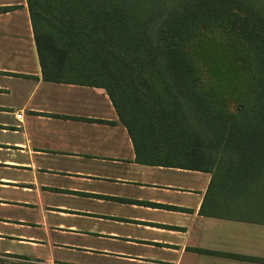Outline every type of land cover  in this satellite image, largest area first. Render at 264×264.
<instances>
[{"label": "crops", "instance_id": "0c3cea01", "mask_svg": "<svg viewBox=\"0 0 264 264\" xmlns=\"http://www.w3.org/2000/svg\"><path fill=\"white\" fill-rule=\"evenodd\" d=\"M209 181L136 162L106 91L44 81L26 0H0V264H264L241 226L264 224L200 214Z\"/></svg>", "mask_w": 264, "mask_h": 264}, {"label": "trees", "instance_id": "16d2710c", "mask_svg": "<svg viewBox=\"0 0 264 264\" xmlns=\"http://www.w3.org/2000/svg\"><path fill=\"white\" fill-rule=\"evenodd\" d=\"M44 81L102 88L136 162L210 174L264 224V0H26Z\"/></svg>", "mask_w": 264, "mask_h": 264}, {"label": "rangeland", "instance_id": "374dc122", "mask_svg": "<svg viewBox=\"0 0 264 264\" xmlns=\"http://www.w3.org/2000/svg\"><path fill=\"white\" fill-rule=\"evenodd\" d=\"M225 224L229 225V224H234L237 225L236 223H230V222H225ZM243 228L248 227L250 228V233H256L257 234H264V227H258V226H250V225H241ZM264 244V241L262 242Z\"/></svg>", "mask_w": 264, "mask_h": 264}, {"label": "built area", "instance_id": "2783aa9c", "mask_svg": "<svg viewBox=\"0 0 264 264\" xmlns=\"http://www.w3.org/2000/svg\"><path fill=\"white\" fill-rule=\"evenodd\" d=\"M16 118H17V119H20V114H17V115H16Z\"/></svg>", "mask_w": 264, "mask_h": 264}]
</instances>
